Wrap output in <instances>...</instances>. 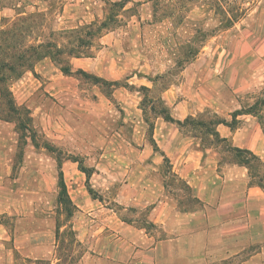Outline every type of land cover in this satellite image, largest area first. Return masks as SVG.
<instances>
[{
  "label": "crops",
  "instance_id": "crops-1",
  "mask_svg": "<svg viewBox=\"0 0 264 264\" xmlns=\"http://www.w3.org/2000/svg\"><path fill=\"white\" fill-rule=\"evenodd\" d=\"M30 1L55 17L54 31L104 20L107 3L150 4ZM136 16L132 23L145 19ZM117 30L99 39L92 57L72 58L73 74L47 57L9 85L48 140L2 115L0 91V215L17 218L13 237L0 222V245L52 260L62 178L70 226L86 246L78 264H264V0L211 37L161 92L173 120L153 106L157 98L143 105L156 81L134 31ZM80 70L122 85L85 90ZM38 196L48 217L37 216ZM14 260L0 253V261Z\"/></svg>",
  "mask_w": 264,
  "mask_h": 264
},
{
  "label": "rangeland",
  "instance_id": "rangeland-1",
  "mask_svg": "<svg viewBox=\"0 0 264 264\" xmlns=\"http://www.w3.org/2000/svg\"><path fill=\"white\" fill-rule=\"evenodd\" d=\"M252 1L150 0V4L146 8L134 5L131 9L121 11L118 7L112 8L111 3L103 5L105 15L111 10H114V14L119 10V14L122 16L119 17L121 21L116 27L117 31L124 36L128 32L127 30L134 31V38L141 43L140 52L142 57L148 63L149 70H152L151 77L155 79L156 87L151 91L144 92L148 97L144 99L143 105L150 107L152 104L149 100L157 98L153 106L158 108V111L165 110L166 106L160 101L161 92L178 82L183 69L194 61L198 52L205 44H208L211 37L216 35L222 28L232 25L234 21L242 19L251 9ZM30 3V0H0V33L5 32L4 35L0 36L1 52H20L32 45L49 41L63 45L68 40L67 34L54 31L56 26L54 16L32 10L29 6ZM134 14L137 15L136 18L144 16L145 19L140 24L137 21L132 23L130 17ZM128 24H130L129 27H127ZM129 37L132 38V34ZM98 44L97 41L94 43L92 53H96ZM32 70L33 68L20 69L22 71L21 76L9 80L8 86ZM77 77L85 90H88L89 85L94 83V80L86 75L78 74ZM103 88L106 91V88ZM3 102L2 115L4 117L17 119L19 128H29L28 135L36 141L44 142L46 139L48 140L44 134L34 128L29 112L25 107H16L14 100L8 103V100L4 99ZM12 106H15L16 109L11 110ZM166 112H168V109H166ZM25 134L24 130L22 139H24ZM84 167L86 171L87 168H91L87 165ZM41 183L48 184V181ZM34 187L38 188V182ZM55 188L60 194V185H56ZM102 189L103 185L100 187V190ZM44 198V196H38L36 200L38 217H44L45 215L48 217V204H45ZM54 200L57 205L54 208L57 223L66 224L60 229L61 234H63L62 239L61 242L57 240V247L54 246L53 248L52 260H48V256L39 257V259L29 258L25 253L14 250V244L7 243L3 246L0 245V253L9 250L14 253L15 260L13 262L0 261V264H78V260L86 246L72 244V239L67 233L70 223L66 221L69 212H73V208L69 203H66L67 199L60 202L58 197L59 203L57 199L54 198ZM16 221L17 218L14 215H0V222L4 223L6 227V236L13 237L15 235ZM58 246L61 247L59 251ZM40 248L41 246L38 245V252H43L44 250L41 251ZM60 253L62 254L60 255ZM232 264H236V262L234 261Z\"/></svg>",
  "mask_w": 264,
  "mask_h": 264
},
{
  "label": "trees",
  "instance_id": "trees-1",
  "mask_svg": "<svg viewBox=\"0 0 264 264\" xmlns=\"http://www.w3.org/2000/svg\"><path fill=\"white\" fill-rule=\"evenodd\" d=\"M111 6L112 8L118 7L121 11L125 7V1L113 2L111 3ZM111 11L102 21H94L90 24H85L78 28L61 31V33L68 35V40L63 45L57 42L49 41L32 45L20 52L0 51V91L2 93L3 99H7L8 103L13 101L12 93L10 92L9 86L7 84L8 81L12 80L13 77H20L22 74V71H20V69L25 70L34 68V65L44 58L50 57L57 65L60 66L61 70L65 74H73L72 68L70 66V60L72 58L92 57L94 53H92L91 51L94 47V43L96 41L98 42L106 32L115 29L120 23L121 20L119 19V10L115 14L113 13L114 10ZM4 34L5 32H2L0 33V36ZM77 73L86 75L87 77L93 79L95 83H101L102 85L108 86V88L122 85V82H108L99 77L88 74L82 70L78 71ZM143 90H146V88H143ZM13 109H16V107L12 106L11 110ZM162 112L165 113L167 119L173 120L170 115L167 114L166 108ZM59 185L61 188V192L59 194L60 202L63 199H67L66 203L70 204V199L66 193V187L62 178L60 179ZM71 217L72 212H69L66 222H69ZM63 225L59 222L57 224L58 242H61L62 239L63 234H61L60 229ZM67 233L72 239V244H80L78 243L75 237V232L71 226ZM60 249L61 247L58 246V251ZM61 254L62 253H60V255Z\"/></svg>",
  "mask_w": 264,
  "mask_h": 264
}]
</instances>
